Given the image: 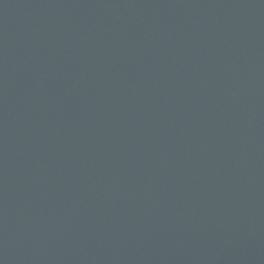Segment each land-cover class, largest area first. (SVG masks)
Here are the masks:
<instances>
[{
  "label": "water",
  "instance_id": "95a60500",
  "mask_svg": "<svg viewBox=\"0 0 264 264\" xmlns=\"http://www.w3.org/2000/svg\"><path fill=\"white\" fill-rule=\"evenodd\" d=\"M0 264H264V0H0Z\"/></svg>",
  "mask_w": 264,
  "mask_h": 264
}]
</instances>
